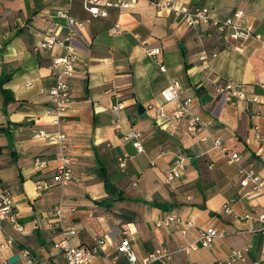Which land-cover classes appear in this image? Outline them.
<instances>
[{"label": "crops", "instance_id": "obj_1", "mask_svg": "<svg viewBox=\"0 0 264 264\" xmlns=\"http://www.w3.org/2000/svg\"><path fill=\"white\" fill-rule=\"evenodd\" d=\"M111 1L128 6L102 7L107 16L94 17L83 0H0V187L11 193L23 227L19 231L11 220L4 221L0 243L11 236L15 247L0 246V264H24L22 249H30L41 264H66L54 248L63 239L53 227L60 207L62 221L77 230L72 245L92 248L96 236L107 239L91 264H130L117 252L124 231L140 262L160 248L173 254L167 264H210L235 249L249 248L247 264H264V225L240 218L245 212L264 211V196L250 197L240 172L254 168L264 176V0ZM168 3L210 7L212 17L221 20L241 11L238 23L261 40L237 41L213 25L190 28ZM62 9L85 26L76 39L73 101L65 121L55 126L46 111L61 69L52 65L65 51L37 45L48 29L65 26L66 20L57 16ZM116 25L121 34L110 32ZM64 37L63 30L59 38ZM156 47L162 49L161 64L146 54ZM203 52L211 55L206 61L201 60ZM174 80L181 83L184 97L194 99L201 131H191L188 118L174 120V106L165 105L161 92ZM228 83L240 85L247 99L221 98L216 89ZM119 105L124 108L115 111ZM133 129L143 135L144 153L126 139ZM39 130L65 133L64 149L36 138ZM217 139L241 160L231 162L216 148ZM63 154L73 159L78 178L66 186L53 181ZM180 154L186 158L182 177L169 182L165 173ZM36 159L46 161L47 168L37 170ZM44 181L51 187L39 192L37 185ZM228 204L230 212L225 210ZM169 215L178 221L164 224ZM210 227L219 236L205 248L199 238ZM14 256L19 260L10 263Z\"/></svg>", "mask_w": 264, "mask_h": 264}, {"label": "built area", "instance_id": "obj_2", "mask_svg": "<svg viewBox=\"0 0 264 264\" xmlns=\"http://www.w3.org/2000/svg\"><path fill=\"white\" fill-rule=\"evenodd\" d=\"M83 2L94 17L107 16V11L102 9V7L128 6V4L114 2L111 0H83ZM166 6L174 12L178 20L190 28L197 29L202 26L213 25L220 33H227L232 39L237 41L248 40L252 37L261 40L260 35L254 36L251 28L243 27L238 23V20L244 15L241 11L237 12L232 18L221 20L214 19L212 17L210 7L191 8L186 5L175 6L172 3H168ZM57 16L66 20L65 26L63 28L58 26L48 29L44 40L37 45V49L50 50L55 46H59L65 51L62 56L57 57L54 60L52 65L53 69L60 67L61 70L55 73V81L49 91L52 104L46 111L51 123L55 126H60L65 121L66 115L68 114L70 105L73 101L70 81L77 75L76 64L79 60V48L77 46L76 39L81 35V30L85 26V21L74 17L68 9L59 10L57 12ZM63 30L65 32V37L60 40L59 37ZM110 32L112 34H121L122 29L119 25H116ZM200 37H203V35H200ZM146 54L148 57L161 64L159 60L162 55L161 48L156 47L147 49ZM210 56L211 55L208 52H203L201 60L206 61L210 58ZM212 56H216V54H213ZM160 69L161 71H166L164 65H160ZM216 91L221 98L227 101H232L233 99H247L244 89L240 85L233 83L218 86ZM161 95L165 105L174 106V120L188 118L190 130L193 132L201 131L203 122L201 117L196 115L193 111L194 99L192 97H184L182 95L181 83L179 81H172L171 84L161 92ZM257 100L258 97L253 98V101ZM123 108V105H119L118 107H115L114 110L118 111ZM160 113L162 116L165 115L164 106L161 107ZM256 130V137L260 139L261 135L259 134V128ZM35 136L36 138L46 140L51 144L60 145L62 149H64L68 141L67 135L63 132L49 133L45 130H39ZM126 139L133 143V146L139 153L145 152L143 146L144 139L141 132L133 129L126 134ZM215 146L226 153L231 162H239L241 160V156L238 153L231 152L224 145L221 139L215 140ZM185 161L186 158L184 155L180 154L177 156L174 167L168 169L165 173L169 182L182 177V172L185 168ZM120 166L122 169L126 167L125 160H121ZM34 167L39 171L45 170L47 168V162L41 159H36ZM240 172L243 176L241 184L243 187L250 188V197L264 196V176L256 172L254 168H242ZM77 179L78 178L73 168V159L63 154L61 158V165L58 167L53 176L54 183L66 186L75 182ZM50 187L51 184L48 181H44L37 185V190L39 192H43L50 189ZM13 206L14 199L11 193L0 187V239L3 234H6L4 228V221L6 220H11L14 227L19 231L23 230V227L17 221V216L14 213ZM225 210L227 212L231 211L229 204L225 206ZM56 214L58 215V220L53 224V227L62 233L63 239L56 241L54 243V248L65 256L66 264H91L92 260L95 259L106 247L108 242L107 239L96 236L95 244L92 248L74 246L71 244L70 239L77 234L76 228L69 227L62 221V207L57 209ZM240 218L246 223H261L264 225V211L258 214L245 212ZM174 221H178V218L173 215H169L165 218L163 223L169 225ZM163 223L160 222V224ZM187 226L192 227L193 223L188 222ZM218 236V230L214 227H210L201 232L199 242L202 247L210 248L213 246ZM0 246L1 248H14L15 239L9 236L5 243H0ZM193 248L196 247L193 246L192 249ZM189 250V248L182 249L184 252H188ZM248 250L249 248L235 249L227 258L210 264H247L246 254ZM117 252L120 255H124L130 264H154L157 262L167 264L172 260L173 255L168 249L160 248L152 253H149L140 262L133 249L131 239L128 237V233L126 231L123 232V236L117 244ZM20 257L24 264H41L40 260L34 256L30 249H22L20 251ZM252 264H263V262L259 261Z\"/></svg>", "mask_w": 264, "mask_h": 264}, {"label": "water", "instance_id": "obj_3", "mask_svg": "<svg viewBox=\"0 0 264 264\" xmlns=\"http://www.w3.org/2000/svg\"><path fill=\"white\" fill-rule=\"evenodd\" d=\"M138 109H139L140 114H143V113L145 112V109H144V107H143L142 105H140V106L138 107ZM109 190H110V192H112V193L115 192V189H114V187H113L112 185H109ZM109 204H111V203H109ZM155 206H156L157 208L161 209V210H168V205H166V204H160V203H157V204H155ZM18 260H19V256H14V257H12V258L10 259V263L17 262Z\"/></svg>", "mask_w": 264, "mask_h": 264}]
</instances>
